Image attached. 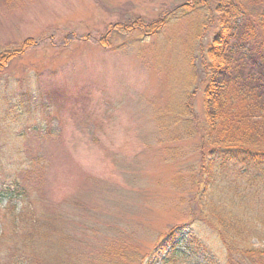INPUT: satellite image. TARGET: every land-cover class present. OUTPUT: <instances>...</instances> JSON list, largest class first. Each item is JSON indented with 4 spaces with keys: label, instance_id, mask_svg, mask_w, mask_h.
I'll return each instance as SVG.
<instances>
[{
    "label": "rangeland",
    "instance_id": "obj_1",
    "mask_svg": "<svg viewBox=\"0 0 264 264\" xmlns=\"http://www.w3.org/2000/svg\"><path fill=\"white\" fill-rule=\"evenodd\" d=\"M185 1L0 0V53L15 52L1 61L6 71L0 76L39 71L34 84L55 105L14 113L9 125L0 122V128L9 126L0 129L5 134L27 133L18 142L22 157L15 150L0 154V183L30 176L51 201L67 205L70 220L63 228L81 240L82 250L87 246L93 263L122 236L127 244L120 264H150L145 258L161 237L188 221L207 253L181 246L184 255L166 264H215L210 257H224L210 222L216 221L211 205L224 193L199 184L202 143L192 133L204 111L206 72H196L194 59L189 63L201 14L154 23ZM128 16L147 24L116 30ZM191 110L197 117L186 119ZM28 158L26 168L33 165L34 172L24 173L18 163ZM73 200L79 206H68ZM250 243L263 244L259 238Z\"/></svg>",
    "mask_w": 264,
    "mask_h": 264
},
{
    "label": "trees",
    "instance_id": "obj_2",
    "mask_svg": "<svg viewBox=\"0 0 264 264\" xmlns=\"http://www.w3.org/2000/svg\"><path fill=\"white\" fill-rule=\"evenodd\" d=\"M193 13L201 14L197 25L200 31L196 32L200 38L198 47L191 48L189 63L194 59L196 72H206V83L203 119L198 120L201 126L197 125L196 132L188 130L190 135L192 132L201 138L199 184L219 188L225 197L219 204L211 205L216 221H210L219 231L225 254L222 258H210L215 264H264V0H189L170 10L166 21L160 16L154 23L160 25ZM128 17L131 19L120 22L116 30L140 29L147 24L138 16ZM211 28L214 30L208 31ZM206 35L210 39L205 46ZM6 50L0 53V73L6 71L5 62L1 61H10L15 55L11 49ZM39 75V71H34L12 79L9 75L0 76L1 125H9L14 113L22 116L32 109L44 106L50 111L55 106L53 97L41 90V84H34ZM5 81L8 87L3 88ZM191 117H197L192 110L186 119ZM26 134H5L0 130V135H8L1 143L5 145L0 144V154L9 156L15 150L13 155L22 157L18 142ZM12 143L17 146H11ZM30 161L28 158L18 163L25 168L24 173L33 171V165L26 168ZM40 164L47 176L48 162L42 158ZM37 188L30 176L21 174L0 183V264H120L126 255L124 237L120 236L111 248L103 249L106 257L99 256L93 263L87 246L82 250L81 240L71 238L63 228L70 220L64 213L65 204L51 201L45 191ZM74 201L68 206L74 205ZM205 206L202 203L203 211ZM192 223L183 222L171 228L146 261L156 264L164 257L161 262L166 264L171 258L184 255L181 246L207 253L194 241ZM118 234L125 236L123 231ZM253 238H259L263 244L252 245Z\"/></svg>",
    "mask_w": 264,
    "mask_h": 264
}]
</instances>
